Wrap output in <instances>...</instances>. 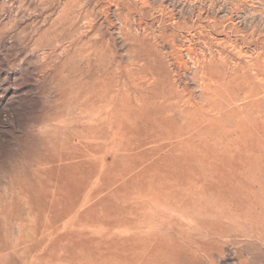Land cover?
Masks as SVG:
<instances>
[{"label":"rangeland","instance_id":"obj_1","mask_svg":"<svg viewBox=\"0 0 264 264\" xmlns=\"http://www.w3.org/2000/svg\"><path fill=\"white\" fill-rule=\"evenodd\" d=\"M0 264H264V0H0Z\"/></svg>","mask_w":264,"mask_h":264}]
</instances>
